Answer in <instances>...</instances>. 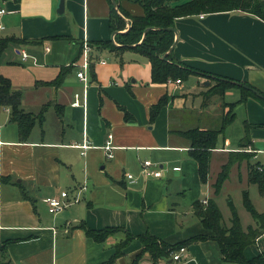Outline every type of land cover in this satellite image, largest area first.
I'll use <instances>...</instances> for the list:
<instances>
[{
    "label": "crops",
    "instance_id": "0c3cea01",
    "mask_svg": "<svg viewBox=\"0 0 264 264\" xmlns=\"http://www.w3.org/2000/svg\"><path fill=\"white\" fill-rule=\"evenodd\" d=\"M116 2L132 15L144 14L139 0ZM59 3L0 0V10L6 9L0 14L4 37L44 39L41 44L11 43L0 54V59L6 53L3 59L23 67L15 77L4 73L0 62V76L10 78L13 88L21 91L23 109L38 115L31 133L22 139L11 109L1 113L0 243L7 244L0 264H103L130 233L149 232L176 242L204 232L194 204L205 198L207 189L181 131L221 125L228 111L223 102L234 101L225 97L232 86L224 98L205 96L215 76L248 82L264 95V20L237 10L178 18L173 58L197 72L181 83H157L152 64L142 53L131 47L98 46L109 40L121 46L110 25L112 0H65L63 12L58 11ZM120 14L128 30L131 21ZM85 41L92 48L88 86L77 75ZM9 48L13 59H8ZM23 50L29 58H23ZM35 66L32 73L28 67ZM62 69L66 72L62 83L38 85L54 80ZM76 93L82 104L78 107L73 106ZM197 95L202 96L200 102ZM164 96L167 102L151 120L152 106ZM257 96L237 104L232 123L239 119L241 107V139L250 138L253 158L264 168V101ZM227 128L212 156L213 160L222 155L219 166L231 151L241 150L229 147ZM110 134L115 146L112 158L105 149ZM85 142L90 146L86 150L79 146ZM145 160L162 175L148 176L143 171ZM238 181L243 189L250 186L248 178ZM248 189L255 208L264 212V195L259 193L257 201ZM62 191L69 192L66 207L50 212L44 199ZM237 211L244 227L254 223ZM81 224L118 229L96 241ZM141 249V240L133 238L114 264H131ZM263 251L264 233L245 248V255L253 258ZM141 264L153 262L147 256ZM160 264L237 263L225 261L218 242L209 239L189 245L181 260L161 259Z\"/></svg>",
    "mask_w": 264,
    "mask_h": 264
},
{
    "label": "trees",
    "instance_id": "16d2710c",
    "mask_svg": "<svg viewBox=\"0 0 264 264\" xmlns=\"http://www.w3.org/2000/svg\"><path fill=\"white\" fill-rule=\"evenodd\" d=\"M118 1V0H117ZM144 8L143 15H132L121 5L118 8L111 6L110 25L113 31H122L127 26V20L120 14V11L130 19V27L125 32H118L115 39L121 46H117L114 41H100L101 48L124 49L131 47L145 55L152 64L153 82L166 83L169 80L181 79L185 81L197 70L182 62L175 61L173 52L168 54L167 59H163L174 43L175 32L168 27H174L178 18L199 15L202 13H217L227 11H243L264 20V0H139ZM145 30H147L144 36ZM44 39L27 40L21 37L7 36L0 38V54L11 43L26 44L33 42L41 44ZM66 72L62 69L54 80L38 81V85H53L62 83ZM214 84L209 88L206 97L217 95L224 98L226 90L234 85L240 88L241 98L234 102H223L228 111L224 112L220 127L200 128L193 127L181 131V134L189 140V153L198 163L199 174L203 183H206L210 170L213 152L219 146V138L226 128L236 117L235 108L238 103L245 101L247 96L256 95V87L248 82H237L231 78L215 76ZM258 97V96H257ZM264 101V98L259 97ZM22 93L13 88L10 78L0 76V118L4 108L11 109V119L18 123L22 139H26L38 118V115L27 112L22 107ZM167 97H162L157 104L151 108V120H155L163 105L167 102ZM126 112V111H125ZM42 112L39 114L41 116ZM127 114V112H126ZM128 118V116H125ZM245 138H248L245 136ZM251 143L250 138L246 139ZM248 141V142H249ZM241 156V157H239ZM249 163V157L243 155L241 151H231L227 162L219 171L216 181L213 184L214 197L208 200L204 206L195 202V213L199 217L204 232L198 233L188 239L170 242L149 232L143 234H128L126 239L117 244V250L103 264H114L116 260L125 254L124 248L135 237L142 242V249L135 254L131 264H139L145 255L150 258L153 264H160L161 259L173 258V253L181 247L202 242L209 239L216 240L220 246L223 259L237 264H264V251L253 258H247L245 248L253 243L264 233V212H259L251 200L249 189L242 190L243 205L251 213L254 223L244 227L239 213L233 203L231 207L230 225L226 226L223 213L217 203L216 197L222 191L224 182L230 177L231 168L234 161L241 163L243 160ZM252 169L249 174V184H257L259 191L264 195V168L258 162L249 164ZM86 233L96 241H103L113 231L118 228L92 229L86 224H81ZM6 242L0 243V258L6 253Z\"/></svg>",
    "mask_w": 264,
    "mask_h": 264
},
{
    "label": "rangeland",
    "instance_id": "374dc122",
    "mask_svg": "<svg viewBox=\"0 0 264 264\" xmlns=\"http://www.w3.org/2000/svg\"><path fill=\"white\" fill-rule=\"evenodd\" d=\"M181 1H187V0H181ZM254 16V15H253ZM1 20V19H0ZM130 22V21H129ZM127 30V29H125ZM6 32L5 30H0V38L6 36ZM13 50L11 48L8 49ZM7 52V51H5ZM10 55L8 59H13L15 57L14 52L10 51ZM6 54V53H5ZM5 54L2 56V58L0 59V62H2V69L5 72L4 73H13V75H16L15 77H17V73H20L22 70L19 68H23L22 66H15V64L17 63H13L11 60L7 61L5 59H3L5 57ZM28 69L34 73L37 69V67H28ZM36 73V72H35ZM203 90H205L204 87H202ZM233 90V91H229V90ZM231 89H229L225 95L227 101H237L240 98V88L232 86ZM200 92V91H199ZM197 92V93H199ZM196 100H199V102L202 100V96L197 95ZM240 110V111H239ZM243 109L240 107V109H238L237 111V116H238V120H236L234 123H232L230 126H228L227 131H226V135L229 136L231 138V145H229L230 148H236V147H240L241 150L239 149V151H241L243 153V155H246L249 157V163L247 160H243L241 163H238V161H234L233 165H232V170L230 173V177L228 178V182L226 183V186L223 184L222 187V191L218 194V196L216 197L217 203L223 213V218H224V224L227 226L230 225L231 221V207L229 205L230 201H233L236 209H240L241 214L244 218H246V216H250L251 219H253V217H251V213L245 208V206L243 205V198H242V190L243 188H241V184L238 181L242 180L243 182L246 181V179H249V174L251 173L252 169L250 168L249 164H253L255 163V158H253V153L252 150L250 149V141L248 142L246 139L249 138H242V136L244 135V121H243ZM220 127V124L219 126ZM221 140L223 139V136L220 137ZM241 139V140H240ZM240 140V144L238 143V141ZM223 143V141H222ZM221 143V144H222ZM242 146H246L245 147H241ZM241 157V156H239ZM222 158V155H215L213 160H212V164H211V172L213 173V177H209L206 183H203L207 189V194L205 196V198L201 201H199V203L203 204L204 206H206L208 204V200H210V198L214 197V187L213 184L216 181L217 175L219 173V171L221 170L222 166H219V159ZM238 163V164H237ZM221 167V168H220ZM199 170V169H198ZM210 172V173H211ZM200 176V174H199ZM201 178V177H200ZM202 181V180H201ZM245 184V183H244ZM251 189L252 191V197L258 201L259 198V188L257 186V184H250V186L248 187ZM259 195V196H258ZM260 207V206H259ZM186 248V251L188 249V247L183 246ZM117 248V247H116ZM182 248V247H181ZM180 248V249H181ZM177 250L176 252L180 251ZM117 250V249H116ZM116 252V251H115ZM175 253V252H174ZM174 253H173V258H174ZM115 254V253H114ZM125 255V254H124ZM124 255H122L121 257H123ZM148 254L145 255V257H147ZM120 258V257H119ZM134 258V256H133ZM132 258V260H133ZM145 259V258H144ZM143 259V260H144ZM148 259L150 260V258L148 257ZM131 260V263H132ZM142 260V261H143ZM175 260V259H174ZM181 260V259H180ZM141 261V262H142ZM141 262L139 264H141Z\"/></svg>",
    "mask_w": 264,
    "mask_h": 264
},
{
    "label": "built area",
    "instance_id": "2783aa9c",
    "mask_svg": "<svg viewBox=\"0 0 264 264\" xmlns=\"http://www.w3.org/2000/svg\"><path fill=\"white\" fill-rule=\"evenodd\" d=\"M6 12V9H1L0 10V14H4ZM204 14H201V17H203ZM3 28V24L0 23V29ZM91 44L88 41L84 42L83 45V54H84V62L80 65V68L77 72L78 77L80 78V80H82L83 82H85L86 86H88L89 84V75L87 73V71L89 70V67L91 65ZM22 55L24 59L29 58V54L23 50L22 51ZM104 62V61H103ZM181 83V79H177V80H169L168 83ZM81 101H80V94L76 93V100L73 102V106H81ZM80 147H82L84 150H86L87 148H89V144H87L86 142L82 145H79ZM115 148V146L113 145V134H110L108 137V140L106 141L105 144V149L107 150V156L109 158H112L114 156L113 153V149ZM85 151H83L84 153ZM153 163L150 160H145L143 163V171L148 175V176H155V177H159L162 175L161 170H153L151 169ZM175 170H181L180 167H175ZM129 178H133L132 174L128 175ZM69 197V192L68 191H62L60 194H56V195H52V196H48L46 197L44 200L47 203L48 207H49V211L54 213L57 212L61 209H63L64 207H66V199ZM74 200H78L77 197H75ZM56 232V230H55ZM186 252V248L182 247L180 249V251L175 252L174 253V258L175 260H180L182 259L183 254Z\"/></svg>",
    "mask_w": 264,
    "mask_h": 264
},
{
    "label": "water",
    "instance_id": "95a60500",
    "mask_svg": "<svg viewBox=\"0 0 264 264\" xmlns=\"http://www.w3.org/2000/svg\"><path fill=\"white\" fill-rule=\"evenodd\" d=\"M112 1H113L114 5L118 8L119 4H117L116 0H112ZM64 7H65V0H60L58 11L59 12H63L64 11ZM166 29H169V30H172L174 32H177V30H176L175 27H168ZM116 33H118V32H116ZM146 33H147V30H145L144 36L146 35ZM174 46H175V43H173V45L171 46V48L162 56L163 59H167L168 54L173 50ZM255 92L257 94H259L261 97H264V95L261 92H259L257 90H255Z\"/></svg>",
    "mask_w": 264,
    "mask_h": 264
}]
</instances>
